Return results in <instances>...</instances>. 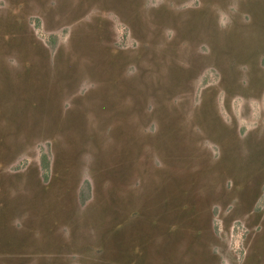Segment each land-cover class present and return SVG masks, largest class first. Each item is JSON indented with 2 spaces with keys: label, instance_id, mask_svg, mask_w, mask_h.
Instances as JSON below:
<instances>
[{
  "label": "rangeland",
  "instance_id": "374dc122",
  "mask_svg": "<svg viewBox=\"0 0 264 264\" xmlns=\"http://www.w3.org/2000/svg\"><path fill=\"white\" fill-rule=\"evenodd\" d=\"M0 264H264V0H0Z\"/></svg>",
  "mask_w": 264,
  "mask_h": 264
}]
</instances>
